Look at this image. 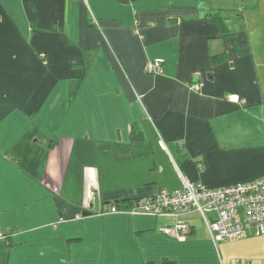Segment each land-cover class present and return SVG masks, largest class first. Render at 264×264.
<instances>
[{"label": "crops", "instance_id": "obj_1", "mask_svg": "<svg viewBox=\"0 0 264 264\" xmlns=\"http://www.w3.org/2000/svg\"><path fill=\"white\" fill-rule=\"evenodd\" d=\"M180 172L264 176V0H0V264H264L250 227L107 212Z\"/></svg>", "mask_w": 264, "mask_h": 264}, {"label": "built area", "instance_id": "obj_2", "mask_svg": "<svg viewBox=\"0 0 264 264\" xmlns=\"http://www.w3.org/2000/svg\"><path fill=\"white\" fill-rule=\"evenodd\" d=\"M164 62L161 58L150 60L145 70L160 73ZM193 87L199 90L201 85ZM229 99L244 102L236 94L230 95ZM180 176L181 187L173 192L162 188L131 206L112 204L107 212L174 217L197 212L204 218L215 242L245 239L251 234L249 227L254 235H264V176L221 188H208L191 181L181 172ZM160 231L173 238L185 239L190 236L192 225L188 221H177L160 228Z\"/></svg>", "mask_w": 264, "mask_h": 264}, {"label": "trees", "instance_id": "obj_3", "mask_svg": "<svg viewBox=\"0 0 264 264\" xmlns=\"http://www.w3.org/2000/svg\"><path fill=\"white\" fill-rule=\"evenodd\" d=\"M218 58H219V56L213 57L214 62L217 61ZM124 202H125L124 200H118V201H115L114 204H117L118 206H129V205L125 204Z\"/></svg>", "mask_w": 264, "mask_h": 264}, {"label": "water", "instance_id": "obj_4", "mask_svg": "<svg viewBox=\"0 0 264 264\" xmlns=\"http://www.w3.org/2000/svg\"><path fill=\"white\" fill-rule=\"evenodd\" d=\"M85 215H88L89 214V212H86V213H84Z\"/></svg>", "mask_w": 264, "mask_h": 264}]
</instances>
